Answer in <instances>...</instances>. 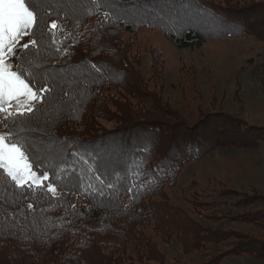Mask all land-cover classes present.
I'll list each match as a JSON object with an SVG mask.
<instances>
[{"label":"trees","instance_id":"trees-1","mask_svg":"<svg viewBox=\"0 0 264 264\" xmlns=\"http://www.w3.org/2000/svg\"><path fill=\"white\" fill-rule=\"evenodd\" d=\"M222 1L229 8L204 0H43L30 38L39 43L20 52L17 66L51 92L34 113L2 124L5 135L14 133L18 143L31 146L33 170L49 173L56 195L46 193L48 181L42 190L23 193L26 198L0 181V264H134L142 259L162 264L155 243L141 239L143 226L178 240L183 251L222 234L200 228L164 192L176 185L185 163L203 155L215 114L184 123L176 111L168 112L143 87L133 59H124L126 43L120 36L121 31L157 29L178 50L199 49L208 39L264 40V16L253 26L249 16H242L264 12L263 4L251 1L235 9L239 1ZM54 21L62 30H50ZM255 23L259 29L254 31ZM128 98L136 103L131 106ZM116 113L117 131H95L99 118ZM252 195L257 198H248L243 207L264 200ZM244 215L227 220L251 223ZM209 245L214 249L216 243ZM257 247L260 252L245 247L232 254L264 256V242ZM226 255L210 256L208 263Z\"/></svg>","mask_w":264,"mask_h":264},{"label":"rangeland","instance_id":"rangeland-1","mask_svg":"<svg viewBox=\"0 0 264 264\" xmlns=\"http://www.w3.org/2000/svg\"><path fill=\"white\" fill-rule=\"evenodd\" d=\"M204 1L220 10L229 8L222 0ZM232 1H239L235 9L248 6L251 1L264 6V2L257 0ZM242 16H249L253 26L264 12L245 11ZM120 36L126 43L122 48L124 59H133L132 68L141 75L143 87L168 112L176 111L184 123L193 122L206 112L215 114L211 138L203 155L185 163L176 185L164 192L168 201L184 209L200 228L222 234L204 241L208 245L187 251H183L178 240L166 235L165 238L151 225L143 226L141 239L155 243V249L163 257L162 264H209L210 256L215 258L227 252V257L217 264H264V256H256L252 251L232 254L237 248L245 247L259 251L261 248L256 246L264 242V200L242 205L248 198L254 202L257 197L252 193L264 196V40L208 39L199 49L178 50L157 29L138 28L133 35L121 31ZM30 38L25 36L20 44L28 43ZM20 52L17 46L16 54L9 60L12 71L16 70ZM125 81L134 85L128 78ZM129 101L131 106L136 103ZM11 103L10 110L15 112V103ZM119 115L102 116L96 121L95 131L104 130L103 134L117 131ZM4 116L0 113V135H5ZM220 212L223 217L216 218L222 216ZM241 213L246 216L242 219L251 223L227 220ZM211 243H216L214 249ZM140 262L134 264H148L147 259Z\"/></svg>","mask_w":264,"mask_h":264},{"label":"snow or ice","instance_id":"snow-or-ice-1","mask_svg":"<svg viewBox=\"0 0 264 264\" xmlns=\"http://www.w3.org/2000/svg\"><path fill=\"white\" fill-rule=\"evenodd\" d=\"M43 6V0H31V2L30 0H0V113L5 114L6 125L10 117L34 113L36 105L45 102L46 95L51 92L50 86H40L39 82L29 79L27 70H19L17 66L18 70L12 71V65L9 63L16 54L17 46L24 51L38 45L39 42L36 39H30L28 43L22 45L20 41L25 36L35 35L34 29ZM108 15L109 13L106 12L105 16ZM49 28L62 30V26L56 21L49 25ZM91 67L97 72L100 71L96 65ZM11 102L15 103V112L10 110ZM18 139L19 137L11 132L0 135V181L6 180L7 184L4 187H12L22 197L27 191L44 189V182L48 181L46 193H51L55 197L56 187L50 181L49 173L44 171L42 176L37 175L29 160L28 152L31 146L18 143ZM97 180H100L99 176ZM128 191L132 192L133 189L129 188ZM100 194L103 195V192L101 191ZM28 208H33V204L29 203Z\"/></svg>","mask_w":264,"mask_h":264}]
</instances>
